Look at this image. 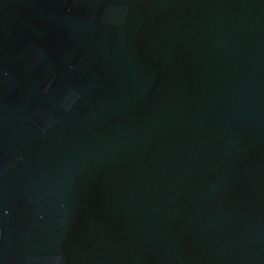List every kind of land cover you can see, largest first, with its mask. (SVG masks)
<instances>
[{"label":"water","instance_id":"1","mask_svg":"<svg viewBox=\"0 0 264 264\" xmlns=\"http://www.w3.org/2000/svg\"><path fill=\"white\" fill-rule=\"evenodd\" d=\"M0 264H264V0H0Z\"/></svg>","mask_w":264,"mask_h":264}]
</instances>
